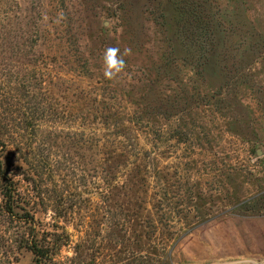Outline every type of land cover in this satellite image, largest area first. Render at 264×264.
<instances>
[{"label": "rangeland", "instance_id": "rangeland-1", "mask_svg": "<svg viewBox=\"0 0 264 264\" xmlns=\"http://www.w3.org/2000/svg\"><path fill=\"white\" fill-rule=\"evenodd\" d=\"M0 168V264H264V0H0Z\"/></svg>", "mask_w": 264, "mask_h": 264}, {"label": "clouds", "instance_id": "clouds-1", "mask_svg": "<svg viewBox=\"0 0 264 264\" xmlns=\"http://www.w3.org/2000/svg\"><path fill=\"white\" fill-rule=\"evenodd\" d=\"M117 48H109L105 53V78L111 79L115 73L122 71L125 67V61L123 57L117 58ZM131 53V49H125L124 55Z\"/></svg>", "mask_w": 264, "mask_h": 264}, {"label": "trees", "instance_id": "trees-1", "mask_svg": "<svg viewBox=\"0 0 264 264\" xmlns=\"http://www.w3.org/2000/svg\"><path fill=\"white\" fill-rule=\"evenodd\" d=\"M0 173H1V168H0ZM35 253V252H34Z\"/></svg>", "mask_w": 264, "mask_h": 264}]
</instances>
